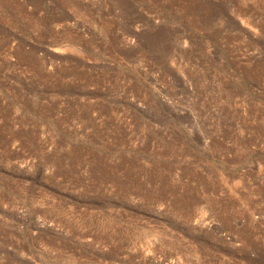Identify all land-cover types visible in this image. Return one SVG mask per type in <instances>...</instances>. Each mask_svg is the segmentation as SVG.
Returning <instances> with one entry per match:
<instances>
[{
  "label": "rangeland",
  "instance_id": "obj_1",
  "mask_svg": "<svg viewBox=\"0 0 264 264\" xmlns=\"http://www.w3.org/2000/svg\"><path fill=\"white\" fill-rule=\"evenodd\" d=\"M0 264H264V0H0Z\"/></svg>",
  "mask_w": 264,
  "mask_h": 264
}]
</instances>
